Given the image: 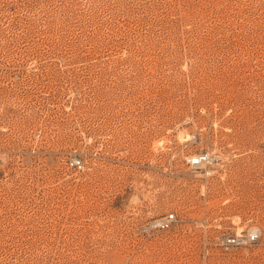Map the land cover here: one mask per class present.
Returning <instances> with one entry per match:
<instances>
[{"label": "rangeland", "instance_id": "374dc122", "mask_svg": "<svg viewBox=\"0 0 264 264\" xmlns=\"http://www.w3.org/2000/svg\"><path fill=\"white\" fill-rule=\"evenodd\" d=\"M0 264H264V0H0Z\"/></svg>", "mask_w": 264, "mask_h": 264}, {"label": "built area", "instance_id": "2783aa9c", "mask_svg": "<svg viewBox=\"0 0 264 264\" xmlns=\"http://www.w3.org/2000/svg\"><path fill=\"white\" fill-rule=\"evenodd\" d=\"M210 159V155L207 152H200L190 156V162L193 166H200ZM75 164H79V160L74 161ZM175 214L168 213L165 217L157 219L153 222L152 227L157 229H167L170 227L171 221L174 220ZM258 239L256 230H252L246 236L239 235L227 239L229 244L241 243V242H253Z\"/></svg>", "mask_w": 264, "mask_h": 264}]
</instances>
